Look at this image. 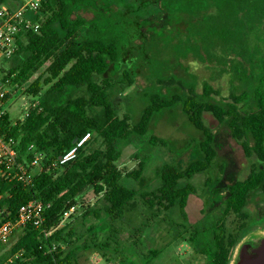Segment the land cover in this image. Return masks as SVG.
I'll list each match as a JSON object with an SVG mask.
<instances>
[{
  "label": "trees",
  "instance_id": "trees-1",
  "mask_svg": "<svg viewBox=\"0 0 264 264\" xmlns=\"http://www.w3.org/2000/svg\"><path fill=\"white\" fill-rule=\"evenodd\" d=\"M46 1L49 18L39 33L28 35L11 62L24 54L25 60L3 77L5 82L23 86L47 66L48 78L43 83L40 78L34 80L27 89L38 98V108L14 126L9 116L0 122V133L18 142L19 161L28 171L34 157L31 146L44 156L30 184L13 178L16 171L0 178V208L7 206L15 214L33 200L47 206L42 227L27 226L11 249L12 259L21 256L8 264H71L61 246L63 229H57L58 218L74 208L75 199L87 189L104 196L113 222L134 210L139 196L151 209L167 212L178 206L188 223L186 208L197 191L182 181L208 173L218 158L216 135L203 121L205 112L227 130L247 158H256L262 165L245 181L215 188V196L225 191L227 196L191 225L189 242L206 264H229L227 217L248 213L251 196L264 195V52L255 42L256 34L264 31V0ZM181 23L187 25L185 36L165 37L166 31ZM167 52L173 55L165 64L162 58ZM196 67L208 71L209 78ZM139 78L147 85L142 95L147 106L132 126L129 116L117 117L113 97L136 85ZM173 86L181 91L171 92ZM68 91L77 96L70 93L62 100ZM177 106L201 132L195 142L201 158L185 171L165 164L156 191L128 188L117 166L122 157L118 141L146 135L156 116ZM86 134L91 139L77 158L59 165L58 159ZM99 140L101 146L95 148ZM145 168L144 160L125 177L139 181ZM216 182L220 179L209 177L206 186ZM263 216L261 212L260 219ZM42 230L51 235L46 237Z\"/></svg>",
  "mask_w": 264,
  "mask_h": 264
},
{
  "label": "rangeland",
  "instance_id": "rangeland-1",
  "mask_svg": "<svg viewBox=\"0 0 264 264\" xmlns=\"http://www.w3.org/2000/svg\"><path fill=\"white\" fill-rule=\"evenodd\" d=\"M186 28L187 25L183 23L173 25L174 30L166 31L165 37L185 36ZM255 42L257 48L264 52L263 30L256 34ZM172 55L167 52L162 58L163 63H168ZM25 58L24 54L9 63L2 77ZM180 65L182 62L175 65L176 69H180ZM46 69L47 66L43 67L23 86L9 83L10 95L5 108L12 124L23 122L33 109V105L39 104L38 98L29 94L27 89L34 80L40 78L43 83L48 78ZM196 69L201 75H205V78H209L208 71L204 68L196 67ZM42 88L46 90L48 87ZM145 89H147L146 82L139 78L136 85L127 87L113 97L118 118L129 116L132 126L140 121L147 106L142 96ZM163 90L165 93L168 91L165 88ZM171 90V92L181 91L177 86H173ZM70 93L74 95L73 97L77 96L76 93L68 91L62 100ZM203 121L216 135L218 158L215 161V168L208 173L197 174L192 179L182 181L183 184L193 185L197 191L190 196L186 208L189 222L185 223L178 206L167 212L157 207L151 209L139 196L135 200L136 208L128 212L123 220L113 222L107 214L108 205L104 196H97L92 189H87L75 199L76 206L72 208V213L62 225L64 242L61 246L64 256L71 258V264L207 263L206 258L198 255L189 242L191 225L202 218L204 210L214 209L219 205L221 198L227 196L226 191L215 196L213 192L215 188L225 189L233 182L245 181L253 170L260 169L262 165L256 158L245 156L243 148L229 136L227 130L220 126L211 113L205 112ZM201 137V132L190 124L181 106L164 111L154 118L146 135H134L128 141H118L117 147L122 151V157L117 162V166L124 175V184L138 192L156 191L159 187L158 174L165 164H174L181 171H185L194 159L201 158L195 144ZM162 141H166L168 146H164ZM191 145L193 147L190 149ZM98 146H101V140L94 147ZM43 157L41 162L44 160ZM144 160L146 168L141 179L139 181L127 179L125 175L138 170L140 162ZM41 162L34 170L35 173L39 172ZM209 177L220 179V182L208 188L206 181ZM0 178H3L1 172ZM247 211L248 213H232L226 219L225 244L230 251L229 264H238L246 257L253 256L262 246L264 216L260 219V214L264 212V195L253 194ZM22 233L21 230L15 232L9 242L0 247V264H8L11 261V249ZM152 252L157 255L153 257Z\"/></svg>",
  "mask_w": 264,
  "mask_h": 264
},
{
  "label": "built area",
  "instance_id": "built-area-1",
  "mask_svg": "<svg viewBox=\"0 0 264 264\" xmlns=\"http://www.w3.org/2000/svg\"><path fill=\"white\" fill-rule=\"evenodd\" d=\"M49 16L46 0H0V122L4 117L9 116L5 108V100L10 95L9 81H4L2 73L18 55L28 35L39 33ZM38 106L39 104H34L33 109H37ZM9 121L14 126L10 117ZM90 139V134L76 139L74 145L58 159V164L64 166L74 161ZM30 151L34 157L29 165L31 171H28L19 161L18 142L0 133V172L3 177L11 176L12 172L16 171L13 178L27 185L30 184L34 170L40 166L43 157L35 146H31ZM46 209L47 206L40 200L22 205L15 214L10 213L7 206L1 207L0 247L7 244L15 232L24 231L30 224L41 228L45 222ZM72 211L73 209H70L59 216L57 229L62 228ZM42 233L46 237L51 235V232L46 230H42ZM20 256L21 254H17L13 259Z\"/></svg>",
  "mask_w": 264,
  "mask_h": 264
},
{
  "label": "water",
  "instance_id": "water-1",
  "mask_svg": "<svg viewBox=\"0 0 264 264\" xmlns=\"http://www.w3.org/2000/svg\"><path fill=\"white\" fill-rule=\"evenodd\" d=\"M238 264H264V240L262 242V246L256 251L253 256L246 257Z\"/></svg>",
  "mask_w": 264,
  "mask_h": 264
}]
</instances>
